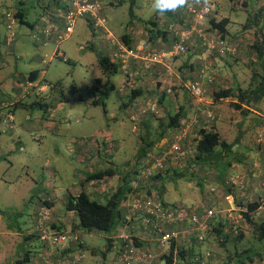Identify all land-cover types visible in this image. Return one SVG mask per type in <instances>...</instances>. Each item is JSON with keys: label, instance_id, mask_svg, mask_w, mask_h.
<instances>
[{"label": "rangeland", "instance_id": "374dc122", "mask_svg": "<svg viewBox=\"0 0 264 264\" xmlns=\"http://www.w3.org/2000/svg\"><path fill=\"white\" fill-rule=\"evenodd\" d=\"M212 3L218 18L224 16L229 19L227 27L229 37L235 40L241 38L245 41V35L252 36L253 29L248 32L242 29L247 12L234 9V2L230 0H212ZM155 14L157 12L152 8V0H114L113 6H109L106 2L104 6L102 5L106 30L109 35L116 38L128 32L127 29L131 23L142 22L144 25L151 18L153 19ZM27 19L32 22L35 19L34 14H28ZM15 24L13 26L14 43L7 46L11 47L12 51L8 56L10 66L4 69L2 74L17 71L26 78L30 72L37 71L41 84L58 82L61 87L59 90L46 93L24 90L23 99L14 112L13 128L10 130L6 124L2 125L0 122V264H15L22 257L23 247L31 251L38 249L35 255L39 256L48 247L55 251V247L41 243L37 238L30 242L24 239L27 234L34 232L33 218L39 202L43 199H54L53 214L64 215V200L69 195L81 191V179L86 173L107 168L116 170L110 186L111 190L115 189L119 184L120 174L134 175V170L140 168L136 159L141 139L155 141L160 134L156 121L152 129L144 133L142 129L139 131L140 128L129 119L131 111L123 107V103L128 102L130 94V89L126 88L124 73L118 72L108 79L102 74L97 62V52L107 51L101 41L107 40L108 35L99 32L92 34L79 19L73 34L68 39L57 43L54 35L45 37L41 33V36L48 41L47 45H41L35 41L40 38L36 30L32 31L25 24ZM261 24H264V15L260 21ZM62 27L63 24L59 27L60 32ZM35 35L38 39L34 38ZM245 46L244 49L239 47L235 56L225 54L223 57L226 60L223 61L219 72V75L228 80L227 83L234 90L235 97H232V100L229 98L209 105L198 103L199 108L206 106L209 108L206 110L213 112V121L206 120L196 104H190L191 99V102L186 103L189 105L186 108L188 120L200 121L199 128L216 126L223 140L228 143L238 142L237 149L240 156L258 151L255 136L259 131L264 130V123H262L264 122V92L260 97L256 96V100L246 107V113H243L244 107L239 105L236 98L237 89L246 90L257 87L264 78V56L256 61L255 52L251 51L248 45ZM60 55H64L66 60ZM14 68H16L15 71H13ZM98 78H101L103 83L109 81L108 93L103 99L105 109L99 105H92L94 99L101 98L95 83ZM12 85L6 82L0 86V106L2 103L17 100L19 94L18 91L12 90ZM73 86L76 88L75 91L72 90ZM163 88L165 89V86ZM178 96L183 102L187 101L182 92ZM208 97L211 96L208 95ZM210 99L209 102H212V98ZM34 101L42 106H31ZM232 101L236 102L234 104L239 105L240 108L235 109L231 104ZM164 114V111L160 110L157 117H164ZM257 122L259 123L256 126ZM198 130L192 126L190 135H197ZM90 138L97 140L100 144L99 157L93 158L89 155L92 154L93 146ZM81 146L86 148V151L80 152ZM106 146L108 151L104 152L105 148L102 149V147ZM258 163L259 160L249 158L247 166L251 164L255 169L258 168L257 173H260ZM181 165L180 169H187V163ZM189 170L191 172L200 168L194 167ZM202 170L200 171L203 172L201 175L204 176L205 184H208L209 188L212 187L211 189L215 188L212 196L215 205L225 212L231 209L225 200L226 188L214 182L215 173ZM243 173H245L244 169ZM188 178L189 175L186 179H170L166 183V202L191 204L194 208L202 205L203 195L196 181L193 179L189 181ZM105 183L107 184L106 178L101 182L92 183L90 192L96 193L91 195L92 198H98L102 194L99 189L105 186ZM251 185L250 191L253 196L257 195L256 197L264 201L261 194L255 190L261 186L260 182L256 180V183ZM83 189L87 190V188ZM260 190L264 194V188ZM129 200L130 197H128ZM100 201L103 203L104 199ZM262 206L261 212L264 214V204ZM128 211L131 212L130 216L133 215L131 207ZM231 214L237 218L236 212ZM240 232L243 239H238L239 251L242 246H249L252 250L262 248L255 239H252L244 225ZM106 237L107 234L101 232L83 235L85 249L81 264L91 263L93 260L101 261L100 253L106 247ZM219 243L205 244V248L213 254L208 264L225 263L228 251ZM179 247L188 253L185 255V260L174 257L173 264H195L189 263L191 256L189 249L194 250L195 246L191 242H186V245L182 243ZM235 247L232 242H228L226 246L232 255ZM90 248H95L98 254L92 255ZM113 253L114 251L109 255L110 258H113ZM156 253L157 261L161 253L159 251ZM262 257L264 258V252Z\"/></svg>", "mask_w": 264, "mask_h": 264}, {"label": "trees", "instance_id": "16d2710c", "mask_svg": "<svg viewBox=\"0 0 264 264\" xmlns=\"http://www.w3.org/2000/svg\"><path fill=\"white\" fill-rule=\"evenodd\" d=\"M256 3V5H258V8L255 9L254 14L248 12L242 29L245 32L253 29L251 42L248 43V48L251 51L255 52L256 61H258L264 56V24L260 25V21L264 15V8L259 6L257 0ZM243 4L245 8H247L246 0H243ZM185 13L187 14L186 10ZM14 16L17 17L16 14H14ZM209 16L206 18V20L209 18ZM21 23L24 22L21 21ZM153 24V22H147L146 24H144L145 26H147L148 36L146 38L149 43L156 39L157 35L162 34L159 29L153 28ZM228 24V18H222L218 21L215 19H210L208 21V26L214 32V35L216 36L215 38L225 41L226 43L231 40V37L229 38L230 35L227 29ZM27 25L31 28L29 24ZM88 28L90 29V32L94 33V30L91 27V23H88ZM130 34V32H126L120 36V40L126 46H129L132 43ZM234 48L235 47H230L227 44L225 52L221 55L218 54V56L223 57L225 56V54L235 56L236 53L234 54L230 51V49ZM188 50L186 51V53L188 52ZM236 50L237 49L235 48V51ZM182 55H179L177 57H180ZM97 62L102 74L107 79L118 72H122L120 69V64L117 62H113L108 52L105 50L97 52ZM37 74V71L30 72L28 80L34 82L35 78H31L30 76H35ZM124 75L126 76V88L130 89V94L128 102L125 104L123 103V107L131 111L130 116H134V120H131V122L135 123L140 128L139 131L142 129L144 133H148V131L152 129L155 121L158 125V128H160V134L155 141H147L145 139H141V145L139 146L136 159V163L139 164L140 168H136L134 170V175L129 174L125 176L120 174L118 176L119 184L117 185V187L112 190L109 189L107 192H105V194L101 196V198H92V194H89L87 190L85 191L83 188L86 187L83 186H85L86 183L89 182L100 181L105 177H113L116 170H113V168H107L104 170L86 173L81 182V191L78 192V194L75 196L69 195L64 204L65 214L71 213L68 226L69 230H71L70 232L66 231L67 228H64L66 230L59 229L52 222L54 199L48 198L41 200L36 208L33 218L34 232L33 234H27L24 237L25 241L30 242L32 239L37 238L41 242L40 236L36 231L35 224L37 212L39 208L44 205L52 209L50 220L51 222L48 224L51 230L66 232L70 235H77L78 237L77 243H71L64 251H61L60 253L57 248L55 249V251L51 250L50 247L46 248V252L52 253L51 260L53 261L56 259L57 255H66L68 257H73L76 253H80L83 255V250L85 248L83 246L84 244L82 240V234L89 235L94 234L95 232L107 234L106 247L100 253L102 261H105L107 255L110 254L113 249L114 253L116 252V255L113 258L112 263L117 264V258L122 251L123 245L126 243V241L119 239V235L121 233L129 234L132 243L139 248L146 249L148 247L152 249V247H155L152 250H157L158 246L154 242L142 240L143 235H145L146 233V231H144V216H142L141 214L130 216L128 208L132 207V202L136 198L153 196L155 199L160 201L163 206H183L189 210V214H197L199 216L203 213V210L205 208L214 207L220 209L215 205V201L212 199L213 193L215 191H211L212 187L209 188L208 184H205L204 176L201 175L203 174V172H201L200 170L203 169L202 171H213L215 173V184H221L222 186H224L226 188L225 196H232L234 205L237 208H241L242 210L246 209V211L236 212L239 215L238 223L232 222L229 218H227V216L224 214L225 212H219L213 218H210L207 222V228L204 231L205 241L203 243L198 242L196 233H187L183 239H180V237L172 239L169 245V250L167 251L168 254L166 252L165 254L164 252L161 253V256L159 257L160 262H164L165 264H173L174 257L185 260V255L188 252L186 253L185 250L183 248H180L179 246L182 243L186 245V242H191L195 246L194 250L192 248L189 249V253L191 254V256L189 257V263L193 262L195 264H208L212 259L213 254L212 252L207 250V248H205V244L212 242H220L219 244L224 247L226 251H228L224 264H247V262L253 263L255 261L263 260L264 258L262 257V253L264 252V214L263 212H261V209L263 207L262 205L264 204V201L256 197L257 195L253 196L250 191V186L252 189L251 184L256 183V180L260 182L261 186L259 187V192L257 190L256 191L261 194V197L264 198L263 192L260 193V189L264 188V171L257 173L258 168L255 169L253 166H251V164L247 166L249 158L245 160L244 156H240V152L237 149V141L228 143L221 138L220 134L215 131L213 127L211 128L202 126L199 128L198 123L200 124L201 122L196 121V123L192 126L193 128H198L199 130L197 132V135H195L192 140V143L194 144L193 155L189 157L185 162L188 165L187 169H180L182 165L176 162L175 165L172 166L173 162L168 160L163 171L152 170L150 176H146V168L151 167L157 157L162 156L166 153L170 140L174 136L173 134L178 133L182 129V127L185 126V123L194 122L186 118L187 107L185 105L186 103L191 102L190 99L192 100L193 97L191 96V94H189L185 87H183L182 85L177 86L175 84L172 85L171 93L168 94L163 88L165 85H163V83L161 82L160 83L162 85L159 83V87H161V91L159 93L151 96H144L142 90L135 89L133 84L131 83V81H133L132 79L137 77V75L139 76V73L136 75L135 72H131V70L129 69L128 73ZM254 76L255 74L253 75V77ZM95 83L97 85L96 89L100 93L101 98L94 99L92 101V105H99L105 109V102L103 99H105L107 96L109 81L107 80L105 83H103L102 79L98 78L96 79ZM60 87L61 84L57 82L51 84V87L47 91L39 93L56 91L59 90ZM72 90L75 91L76 88L73 86ZM180 91L184 95H187L189 99L184 96V99H186L187 101L183 102L182 100L184 105H180L179 107H177L176 104L179 102L177 101L179 99L177 97H179L178 94L180 93ZM233 92L234 91L231 89L212 92L210 95L212 97L213 104L223 99L231 98L232 100V97H235ZM263 92L264 78L260 85L257 87L248 88L246 90L237 89L236 98L238 103H240L239 105H241V107L244 106L243 113H246V107L251 102H253L254 98L256 96L260 97ZM141 97L143 98L140 99ZM139 99L142 101H139ZM65 100L67 101V98H65ZM148 100L150 102L156 103V112H150L146 110L144 113H141V110L146 109L145 104ZM234 103L236 102L232 101L231 103L233 107H235V109H239L240 106ZM33 105L38 107L42 106V104L37 101H34L31 104V106ZM205 107L200 108L203 115H205V113L209 111L206 110L209 108ZM160 110L164 111V117H157V114ZM8 114L12 113L8 112ZM149 122L153 124L150 126ZM91 139L92 138H90L89 140ZM162 139H165L163 143L165 149L164 151L159 152L157 151V144ZM91 143L93 144L92 155L99 157L100 144L95 139L91 140ZM256 146L258 152L260 151L261 153H264L263 151H261L257 144ZM104 148V152L108 151V146L102 147V149ZM236 163L244 165L245 173H239L240 169L236 173H233L235 168L234 164ZM194 167H197L198 169L200 168V170H193L190 172L189 169H192ZM187 175H189V181H191V179L196 181L198 189L203 195L202 205L196 208H194L191 204L188 205L186 203H169L165 201L166 183L169 182L170 179H186ZM128 176L132 178L130 179ZM195 176H197V178H195ZM236 177H239L242 181V184L240 186L231 184V180ZM128 197H130L129 201ZM101 199H104L103 203L100 201ZM191 225L192 224L188 220H186L183 223H178L176 226H166L164 229L165 231H172L175 229L177 231H181L183 229H190ZM243 225L245 228H247V231L250 232L252 239H255V241H257L258 244L262 246L261 249L258 248L252 250L249 246H242L240 248V251L239 249H237L238 239H243V235L240 232ZM228 242H232L236 246L233 255L231 254L229 249L226 248ZM72 245L76 246V248H78V251H75L72 254H65L68 248ZM94 249L95 248H91V253L92 255H97L98 251H95L96 249ZM22 250V257L18 259L15 264H33L32 259L39 258V255H34L33 252L29 251L27 247H23ZM206 252L210 253L208 257L205 255ZM42 255H40V257ZM256 258L258 259L255 260Z\"/></svg>", "mask_w": 264, "mask_h": 264}, {"label": "built area", "instance_id": "2783aa9c", "mask_svg": "<svg viewBox=\"0 0 264 264\" xmlns=\"http://www.w3.org/2000/svg\"><path fill=\"white\" fill-rule=\"evenodd\" d=\"M16 0H13L15 2ZM260 7L264 8V0H257ZM102 3L103 0H66L65 13L63 18V27L61 32H56L52 29L51 25L44 28L41 33L45 37L55 36L56 42L61 43L68 39L79 19L87 18L94 32H99L108 35L105 43L109 45L110 52H108L111 60L120 64L122 73L127 74L131 61H137L141 66L149 70L154 66H161L167 77H172L171 62L174 58L179 55L186 53L188 50V42L195 36L200 42L205 53H212L217 50L218 54H223L227 48L225 41L219 40L215 37H209L205 33V20L214 11V5L211 9H203L201 7L188 6L185 10L188 14V21L184 24H174L170 26V30L174 35L173 44L167 51H160L151 46L147 38H142L136 43H131L126 46L120 39L109 35L106 30L105 23L106 19L102 15ZM6 21V34L4 36L7 45L13 42L15 33L13 32V26L16 23L14 13H5ZM148 34H145L147 37ZM38 39L37 35L34 36ZM232 53H236L235 48L230 49ZM64 60V55H60ZM136 75L138 72L135 73ZM173 83L165 86L166 93H171V87ZM183 87L191 94L193 99L201 101L205 95V90L196 81H186L181 83ZM51 87V84L44 83L38 89L40 92H44ZM124 89V87H123ZM146 109L141 110L144 113L146 110L150 112H156L157 106L155 102L149 100L145 104ZM207 120L212 121L214 114L212 112H206L205 115ZM130 120H134V116H130ZM13 115L6 114L4 122L8 129L13 128ZM196 122L185 123V126L176 133L173 134V138L170 140L166 153L162 156L157 157L154 160V164L151 167H147L145 172L146 176H150L152 170L163 171L167 161H172L173 164L179 163L184 164L186 160L193 155L194 144L192 140L195 135L191 134V127ZM192 136V137H191ZM255 142L264 152V131H259L255 136ZM232 185L240 186L242 181L239 177L231 180ZM212 192L215 189H211ZM225 200L231 206V209L227 210L226 216L232 222L238 223L239 215L237 218L232 216V212H245L241 208H237L234 205L233 197L228 195L225 196ZM131 211L134 216L141 214L144 216V231L142 240L152 241L158 247L157 250L160 253H165L169 250V245L172 239L180 237L183 239L187 233H196L197 240L200 243L205 241L204 231L207 228V222L210 218H213L217 213L225 212L224 210L217 208H205L203 213L199 216L197 214H189V210L183 206L167 205L163 206L160 201L155 199L153 196L139 197L133 200ZM225 212V213H226ZM52 209L50 207L42 206L39 208L36 217L35 228L40 236L41 242L49 244L52 247L58 249L59 253L65 250L71 243L78 242L77 235H70L66 232H58L49 228L51 222ZM131 212H129L130 214ZM188 220L192 225L190 229H183L181 231L172 230L165 231L166 226H176L178 223H183ZM235 229V227H234ZM236 233V231H235ZM119 239L126 241L122 247V251L117 258V264H165L164 262L156 261L158 257L156 251L150 248H139L132 243L130 235L121 233ZM179 239V240H180ZM58 253V254H59ZM207 257L210 255L209 252L205 254ZM52 253L46 252L41 257L32 259L33 264H81L83 255L76 253L73 257L66 255H57L56 259L51 260ZM249 264H264V259L261 261H255Z\"/></svg>", "mask_w": 264, "mask_h": 264}, {"label": "crops", "instance_id": "0c3cea01", "mask_svg": "<svg viewBox=\"0 0 264 264\" xmlns=\"http://www.w3.org/2000/svg\"><path fill=\"white\" fill-rule=\"evenodd\" d=\"M36 1V2H35ZM113 1L114 0H103L102 5L104 6V3H108L109 6H113ZM234 2V9H240L241 11L251 12V14H254V11L256 8H258V5H256V0H246V5L247 8H245L243 4V0H233ZM65 6H66V0H16L13 2V0H0V86L5 84L6 82H10L12 85V90L18 91L17 95V100L14 101H8L5 103H2L0 108H2L1 114H0V122L2 125L5 124L4 119L5 115L8 112H11L13 114L14 118V112L15 109L18 105L21 103V99H23L22 92L24 90L30 91V92H40L38 87H40L41 81H39L38 74L35 76H30L31 78H35L34 82H31L28 80V76L25 78L21 76L20 73H18L16 68H14L13 71L15 72H6L5 74H2V71L4 69L9 68V61H8V56L12 53L10 50L11 47L6 44L4 36L6 34V21H5V13L6 12H12L17 15L15 17L16 19V24H29L31 26V30L34 31L36 30L37 33H39L40 38L38 40H35L36 43L38 44H46L48 43L47 39L41 36V31L44 30V28H47L51 25L52 29L55 31L60 32V26L63 24V18L62 16L65 13ZM37 7V8H36ZM33 13L35 19L31 22L27 19L28 14ZM222 18H227L224 16L217 17L215 10L212 12V14L209 16V18L205 21V33L209 37H216L214 35V32L209 28L208 26V21L210 19H215V20H220ZM187 14L185 13V9H179L178 11L175 12H166L163 15L157 13L155 14L154 18L150 19L148 22H153L154 29H159L162 34L157 35L156 39H154L150 44L154 46V48L160 50V51H167L169 47L173 44L174 41V35L170 30V26L174 24H184L185 21L187 20ZM24 23H21V21ZM84 22V24L88 27V23L90 21L87 18L80 19ZM142 22L140 23H131L128 26V32H130V37H131V42L136 43L142 38H146L145 34H148L147 32V26L141 25ZM28 26V25H27ZM89 29V28H88ZM90 30V29H89ZM73 34V33H72ZM92 34H95L92 33ZM248 34V33H247ZM246 39L245 41L243 39H232L229 40L227 43L228 46H233L236 49H244L248 45L249 42H251L252 36L250 34L245 35ZM230 38V37H229ZM15 39V37H14ZM120 39V37H118ZM228 39V38H227ZM14 41V40H13ZM102 46L106 47L107 51L110 52L109 45H107L106 40L101 41ZM14 43V42H11ZM47 45V44H46ZM189 45V50L186 54L174 58L171 63V72H172V77H166V74L164 72V69L161 66H154L149 70L144 69L141 64L137 61H131L129 69L131 72H138L139 76L135 77L132 79L131 83L133 84L135 89H141L143 92L144 96H151L154 94H157L161 91V87H159V83H163V85L167 86L168 84H175L179 86L181 83H185L186 81H196L198 82L202 88L205 90V95L201 101H197L195 99H192L191 105L197 106V109L200 110L198 107V103H202V105L205 103L206 105H209L210 103L213 104L210 98L208 97L211 96L210 94L212 92H217L220 90L224 89H231L233 90L229 85H228V80L226 78H223L221 75H219V72L221 70V65L223 61L226 59L224 57H219L217 50L213 51L212 53H205L204 49L201 47V44L199 40L196 37H193L191 41L188 42ZM6 46V47H4ZM45 46V45H44ZM237 51V50H236ZM57 53V51H56ZM55 53V54H56ZM57 55V54H56ZM179 70V71H178ZM30 74V73H29ZM181 74V76H179ZM183 74V75H182ZM45 83V82H44ZM130 83V84H131ZM160 83V84H161ZM31 84V85H29ZM162 85V84H161ZM47 91V90H46ZM234 91V90H233ZM42 92V91H41ZM45 92V91H44ZM181 92V91H180ZM24 93V92H23ZM187 99L188 96L185 95ZM141 97L140 99H142ZM176 98V97H175ZM177 101H179L176 106L179 107L180 105H184L180 97ZM139 101H142L140 100ZM210 99V100H209ZM225 100V99H223ZM222 101V100H221ZM186 107H188V104H185ZM205 107V106H203ZM244 107V106H243ZM206 108V107H205ZM212 112V111H210ZM259 122L256 123V126ZM150 126L153 123H150ZM199 124V123H198ZM215 131H217L216 126L213 127ZM6 129V128H5ZM218 132V131H217ZM164 140L162 139L158 144V149L157 151L162 152L164 151ZM81 149V150H80ZM79 151H86V148L80 147ZM88 154V153H87ZM91 155V157L96 158V156ZM244 159L246 160L247 158H253L259 160V172L264 171V153H261L260 151H252L248 154L243 155ZM246 157V158H245ZM91 159V158H90ZM234 171L233 173H236L239 169L242 174V170L244 169L243 164H234ZM245 170V169H244ZM106 182L105 186L100 188V193H102L99 198L105 192H107L110 189L111 183H112V177H105ZM83 180V178L81 179ZM103 180V179H102ZM100 180V182L102 181ZM93 182L86 183V188L87 192L89 194L95 195L96 193L90 192L91 191V185ZM259 192L258 188H255ZM99 192V191H98ZM261 193V191H260ZM78 194V193H77ZM77 194H74L77 195ZM67 198L64 200L63 205L65 204ZM53 209H54V203H53ZM71 213L69 214H64V215H59V214H53L52 213V222L53 224L56 225L61 230H66L64 228H67V232H70L68 226H69V219H70ZM84 235V234H83ZM82 235V236H83ZM87 235V234H86ZM84 246V245H83ZM85 248V247H84ZM29 251L31 249L28 248ZM95 250V249H94ZM38 251L34 250L32 251L33 254L35 255V252ZM46 249L44 250V252ZM64 251V250H63ZM78 251V248L76 246L72 245L68 248V250L65 252V254H72L73 252ZM97 251V250H95ZM113 251V249H112ZM43 252V253H44ZM42 253V254H43ZM90 253H91V248H90ZM92 254V253H91ZM111 254V253H110ZM107 255L105 261H97L93 260L95 264H113V258L116 255V252L113 253V258H110L109 255ZM38 255V254H37ZM93 262L86 264H93Z\"/></svg>", "mask_w": 264, "mask_h": 264}, {"label": "clouds", "instance_id": "9594fccd", "mask_svg": "<svg viewBox=\"0 0 264 264\" xmlns=\"http://www.w3.org/2000/svg\"><path fill=\"white\" fill-rule=\"evenodd\" d=\"M188 6L201 7L207 10L213 7V3L212 0H152L153 10L161 15L166 12H175Z\"/></svg>", "mask_w": 264, "mask_h": 264}, {"label": "water", "instance_id": "95a60500", "mask_svg": "<svg viewBox=\"0 0 264 264\" xmlns=\"http://www.w3.org/2000/svg\"><path fill=\"white\" fill-rule=\"evenodd\" d=\"M256 100V98L254 99V101Z\"/></svg>", "mask_w": 264, "mask_h": 264}]
</instances>
